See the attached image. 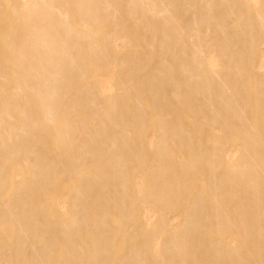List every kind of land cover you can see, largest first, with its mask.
<instances>
[{
  "label": "bare ground",
  "instance_id": "obj_1",
  "mask_svg": "<svg viewBox=\"0 0 264 264\" xmlns=\"http://www.w3.org/2000/svg\"><path fill=\"white\" fill-rule=\"evenodd\" d=\"M0 264H264V0H0Z\"/></svg>",
  "mask_w": 264,
  "mask_h": 264
},
{
  "label": "rangeland",
  "instance_id": "obj_2",
  "mask_svg": "<svg viewBox=\"0 0 264 264\" xmlns=\"http://www.w3.org/2000/svg\"><path fill=\"white\" fill-rule=\"evenodd\" d=\"M213 128L216 129L217 131L220 130V127H213ZM129 129L131 130V132H133V128H132V127H129ZM130 134H131V133H130ZM239 143H240V142H238L237 145H239ZM232 144H233V143H232ZM175 157L178 158L179 161L182 160V157H180V156H176V155H175ZM239 160H240V158L237 159V161H239ZM226 163H227V161H224V164H226ZM183 210H184V209H183V207H182V209H181L180 211H178V215H179V219H180L179 224H178L179 226L181 225V223L184 222V219H185V218H184V217H185V214H184V211H183ZM214 238L217 239L216 236H214ZM218 238H219V237H218Z\"/></svg>",
  "mask_w": 264,
  "mask_h": 264
}]
</instances>
